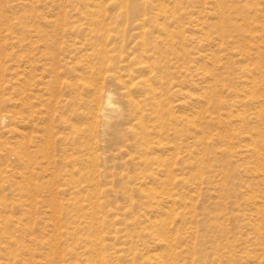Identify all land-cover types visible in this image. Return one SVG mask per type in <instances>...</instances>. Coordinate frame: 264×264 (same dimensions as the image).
Instances as JSON below:
<instances>
[{
	"label": "rangeland",
	"instance_id": "rangeland-1",
	"mask_svg": "<svg viewBox=\"0 0 264 264\" xmlns=\"http://www.w3.org/2000/svg\"><path fill=\"white\" fill-rule=\"evenodd\" d=\"M160 1L0 0L3 81L19 71L25 86L38 94L48 82L52 102H61L52 130L45 123L39 130L62 133L56 159L66 207L56 238L44 230L46 217L6 190L12 223L23 226L14 223L8 239L0 232V264H46L48 242L61 244L62 264H90L67 256L85 253L71 239L86 235L88 225L99 233L102 264H264L257 232L264 234V143L254 142L257 128L264 132V0L228 2L240 11L242 31L225 41L211 30L219 23L217 0H165L173 15ZM170 37L175 45L164 44ZM130 76L153 79L156 98L135 90ZM137 102L149 127L143 139ZM16 130L27 141L40 132ZM6 131L0 126L3 140L18 139ZM0 164L9 165L12 180L24 172L13 157ZM161 236L173 241L171 250Z\"/></svg>",
	"mask_w": 264,
	"mask_h": 264
},
{
	"label": "bare ground",
	"instance_id": "bare-ground-1",
	"mask_svg": "<svg viewBox=\"0 0 264 264\" xmlns=\"http://www.w3.org/2000/svg\"><path fill=\"white\" fill-rule=\"evenodd\" d=\"M229 1L230 0L216 1L218 2V7L215 14L219 19V23L217 24V26L216 25L212 26L211 29L212 33L215 34L217 37H219L222 41H225L227 37H229L230 35L239 34L240 31H242L241 26H239L236 23L238 21L240 11L238 8L234 7L233 5H228ZM123 2H126L127 4L128 0H122V3ZM160 2L162 3L161 4L162 12H164L165 14L169 13L172 15L176 13L174 7L170 9L169 7L165 6V0H161ZM146 4L149 5L150 2L147 1ZM3 22L0 21V27L5 25V22L4 23ZM155 26L160 30L165 29L164 25L158 23L155 24ZM203 31L204 34L206 35V39H209L212 36V34L206 32L205 28H203ZM145 34L146 33H144V35ZM172 38L173 37H170L167 40V42H165L164 44L175 45L174 43L175 40ZM182 42H184L183 39L180 43L182 44ZM5 50L7 51V48H5L4 45L3 46L0 45V55L5 54L3 53L5 52ZM158 52L161 53L159 49ZM175 55L179 56L180 54L176 53ZM92 58L93 55L90 54L87 55L86 59H92ZM20 75L21 74H19V71H17L14 78L15 81L9 80L5 83L3 81L5 77H3L2 73L0 72V126L3 125L5 128H7V131L5 132L6 134H8L13 138L14 137L18 138L15 142H11L10 139L3 140L4 135L3 136L0 135V162L2 163L3 161H8L9 158L13 157L15 158L16 162L19 164V168L24 170V172L18 174L19 175L18 180L17 178H15L16 180H12L11 178L12 171L8 168L9 165L4 167L5 164L3 165L0 164V232H2L3 234L2 236L5 239H8L7 231L11 229V226H13L14 223L18 224L19 226L20 225L23 226V222L20 220L12 223L13 220H12V216H10L11 215L10 205L6 203L7 199L6 197H4L5 191L8 190V192H10L15 197H17L16 204L22 207H27L29 210L30 209L36 210L38 214H40L43 217H46V219H48L46 221L48 224L46 223L44 224V230L45 231L49 230L53 234V236L57 238L60 237V235H62L61 234L62 220L64 218L66 207L63 202V199L61 198V196L64 195L63 192L64 178L61 169L62 160L61 158L56 159V152L59 149V147H61L64 139L61 137L62 135L61 131L59 132L58 136L55 137L52 135L53 132L52 133L51 132L47 133V131L42 132L39 129L43 126L42 123L43 124L45 123L49 125L48 127L50 128L49 131L52 130L54 126L53 124L55 122L54 113L60 111L61 102L60 103H55L56 101L52 102L50 97L51 96L50 84L48 82L44 83L43 86L44 88L39 89V93L37 94L36 92H34L35 91L34 87L30 88L29 85L25 86L27 80H25L26 78L22 79V77H24L25 75L22 76L21 78ZM111 78H112L111 75H107L103 77V80L105 81ZM130 78L131 81L129 84L130 85L132 84L131 86L135 88V90H139L140 88L139 86H141L144 88L145 92H151L153 94V88H152L153 79L151 78L140 79V81L135 82L136 80L135 78H132V76H130ZM218 80L219 79L217 77V81ZM124 85H126V87L128 86V84L125 82ZM12 94L14 96H11ZM97 94L99 96H102V91H98ZM153 96L154 98H156V94H153ZM134 106L137 108L136 111L137 116H140L138 122L135 125L136 132L137 135H139L143 139L145 134H147V131H149V127L146 126L144 122L141 120V118H143L142 117L143 115L141 114H143L145 109L142 108L141 104L138 102L134 103ZM219 106H220L218 107L219 110L221 109L223 110L225 105L221 103V105ZM11 107L19 108V109L18 111L10 110ZM111 107H112L111 103L107 101L104 104L103 108L100 109V112L106 115V113L110 111ZM156 107L159 108L160 104H157ZM38 116H42V122L40 124H36L35 122ZM258 117L261 122L264 121L263 118L261 117V114H259ZM260 121L259 123H261ZM163 122L164 120L162 118L156 117V123L162 124ZM241 123L242 124L246 123L245 119H242ZM21 125L25 127L32 126L34 129L38 128L40 132L38 131L39 134L34 135L32 138H30V140L27 141L26 137L20 135L19 132L16 130ZM229 125L230 124H228V126ZM73 131L77 132L75 128L73 129ZM161 135L164 134L162 133ZM254 142L264 143V132L263 129H261V127L257 128L256 140H254ZM8 143H17V144L14 145L12 144L11 146ZM163 148H166V146H163ZM256 149H252L253 150L252 152L255 155H257L258 162L261 166L262 157L261 154L259 153V150ZM146 165L147 167H149L151 164L146 161ZM140 186L142 185L140 184ZM76 187H78V185ZM139 190H141L142 192L143 191L142 187L141 188L139 187ZM45 193L47 194V196H44ZM154 199H156V197H154ZM78 202L75 201L76 204ZM168 203L175 205L176 201L175 199L170 197ZM40 205H42L41 209H44L41 212L39 211ZM83 206L84 207H82L83 209L81 211L88 208L85 205ZM125 216L126 219L131 218L133 216L132 211H127ZM149 219H151V217H149ZM150 223L153 226L157 225L156 221H150ZM90 226L91 225L87 226L88 231L86 232V235L80 236V234L79 235L73 234L71 239L76 245L86 248L85 253L79 255L73 252L72 254H67V256L75 260H82L84 257H86L84 262L85 263L89 262L90 264H93L91 259H93L94 257L96 259L95 264L97 263L102 264L105 260V256L103 255L102 250H100L101 243L100 244L97 243L98 241L96 238L99 233L95 231L93 226L91 227ZM160 226L162 227V224H159L157 227ZM257 232L259 234V238L261 239L260 243L263 244L264 234L262 233L261 235L260 232L262 231L260 229H258ZM161 241L165 243L166 247L170 248L171 250V247L173 246V241L170 239V237L161 236ZM43 246L45 248H48V253L45 256L46 264H62V262L65 261L64 260L65 257L62 255L61 252L60 243L52 244L48 242L45 245L43 244ZM10 250L11 247L9 248V251ZM10 256H11L10 258L15 257L13 252H11ZM26 262L33 264L31 260H27Z\"/></svg>",
	"mask_w": 264,
	"mask_h": 264
}]
</instances>
